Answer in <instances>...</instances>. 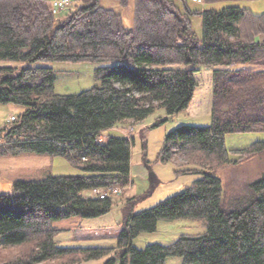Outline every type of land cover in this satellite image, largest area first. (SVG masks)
<instances>
[{
	"label": "trees",
	"instance_id": "16d2710c",
	"mask_svg": "<svg viewBox=\"0 0 264 264\" xmlns=\"http://www.w3.org/2000/svg\"><path fill=\"white\" fill-rule=\"evenodd\" d=\"M114 1L133 7L132 32L101 0L82 4L60 21L51 0H0V105L24 108L0 128V156L64 157L83 172L18 181L0 194V243L24 245L17 257L0 264H46L55 258L63 259L57 264H77L105 257L110 250L58 247L55 238L62 230L53 222L112 211L111 198L83 196L131 184L135 140L111 132L157 110L168 116L186 110L202 68L213 70L212 123L175 129L158 156L171 161L180 153L185 165H193L180 173L202 177L145 211H134L142 196L127 199L118 249L104 264H166L169 257H182L184 264H264V175L232 200L224 196L220 177L227 166L264 154V142L234 151L236 159L226 146L227 135L264 132V109L239 116L228 109L235 103L229 91L264 77V40H259L264 13L237 6L195 8L193 0ZM193 17L202 19L201 37ZM57 62L101 64L100 85L80 94H56L52 65ZM251 87L247 92L251 89L264 108V88ZM183 219L201 222L205 232L182 234L168 246H133L141 234L156 232L161 221Z\"/></svg>",
	"mask_w": 264,
	"mask_h": 264
},
{
	"label": "rangeland",
	"instance_id": "374dc122",
	"mask_svg": "<svg viewBox=\"0 0 264 264\" xmlns=\"http://www.w3.org/2000/svg\"><path fill=\"white\" fill-rule=\"evenodd\" d=\"M73 1L77 2V4L69 12L58 17V21L90 0ZM101 6L113 9L121 14L127 31L132 32L134 30V11L132 6L121 8L114 0H101ZM191 6L215 10L237 6L250 8L256 14L264 13V0H225L215 4H205L204 0H200L197 4L192 2ZM192 21L196 34L201 37L202 19L193 17ZM259 40H264V36ZM52 67L56 72L55 92L58 95L80 94L101 83L96 79V71L102 67L98 63L57 62ZM205 69L208 68H202L196 74L197 81L201 86L204 85L202 84V78L205 77ZM252 82V84L249 83L248 86H244L245 89L242 87L235 88L233 91L228 92L229 98L235 101L232 108H228L232 109V116H239L245 112L263 111L264 108L256 103L254 92L251 89L249 93L247 91L249 86H260L258 89L264 88V77H259ZM262 98L264 99V95ZM23 110V107L17 105H0V128L6 120L8 121L10 118L19 115ZM211 123L212 118L210 115L202 116L199 119H194L187 113L168 116L164 109L157 110L147 119L138 123L133 121L123 122V128H117L111 134L121 136L126 133L130 135L128 130L135 128V144L132 147L131 158V182L133 185L128 191L120 195L117 200L114 199L112 211L105 216L95 219L73 217L53 222L55 228L62 230L55 238L57 246L64 249H108L110 250L109 253L99 260H83L77 263L104 264L118 249V237L122 230L121 224L124 218L123 208L127 201V199L123 201L124 195L142 196V199L135 205L134 209L135 213H138L151 209L179 195L194 181L202 177L200 175L180 173L183 170L193 169V165H185L187 159L180 153H177L171 161L158 159L159 154H162L168 135L184 125L207 127ZM105 138L106 135L103 136L102 140ZM259 142H264V132L236 133L226 137V146L231 152L232 159H236L234 151L247 149ZM82 174L83 172L80 169L73 166L64 157L34 154L17 157L0 156V194L10 191L12 185L18 181H41L51 176H76ZM263 175L264 154L253 156L238 165L227 166L220 174L224 196L229 198V200L242 198L245 195L247 185L258 180ZM152 177L157 179L153 181ZM96 192L99 197L101 191ZM121 199L123 202L120 201ZM204 232L201 222L185 219L161 221L156 232L141 234L134 239L133 246L141 250L152 244L168 246L175 243L182 234H202ZM23 248L24 245L9 246L0 243V263L14 259L23 251ZM62 260L55 258L46 264H57L61 263ZM166 264H184V260L182 257H169L166 260Z\"/></svg>",
	"mask_w": 264,
	"mask_h": 264
},
{
	"label": "crops",
	"instance_id": "0c3cea01",
	"mask_svg": "<svg viewBox=\"0 0 264 264\" xmlns=\"http://www.w3.org/2000/svg\"><path fill=\"white\" fill-rule=\"evenodd\" d=\"M75 4H77V2H75ZM204 71L206 73L205 77L202 78V84H204V85L201 86L200 83L198 82V87L195 91L194 98H193L190 106L186 110L181 112L180 114L187 113L189 116H192L194 119H199L202 116H208V115H210L212 118L213 105H214L213 70L212 69H205ZM6 122H7V120L5 121V123ZM136 123H138V122H136ZM3 125H2V127H3ZM122 125H123L122 123L118 124L115 129L123 128ZM134 125H133V127H134ZM134 131H135V128L133 130L129 129L128 132L130 133V135L126 134L125 132H124L125 133L124 135L130 136L131 138H134ZM134 140H135V138H134ZM131 184L133 185L132 182H131ZM129 193H131V192H129ZM83 196L86 198L98 197L96 191H85L83 193ZM133 196H134L133 194H127V196L124 195L122 199H123V201H125L126 199L132 198ZM122 199L120 200L121 202H123Z\"/></svg>",
	"mask_w": 264,
	"mask_h": 264
},
{
	"label": "built area",
	"instance_id": "2783aa9c",
	"mask_svg": "<svg viewBox=\"0 0 264 264\" xmlns=\"http://www.w3.org/2000/svg\"><path fill=\"white\" fill-rule=\"evenodd\" d=\"M193 1L196 3H198V1L200 2V0H193ZM51 5H52L53 14L56 17H60L64 15L65 13H67L69 10H71L75 6V2L73 0H51ZM14 120H15V117H12L8 120V122L14 121ZM102 141L103 140L101 139L100 142ZM131 186L132 185L129 184L126 187L114 186V187H110L107 189H103L101 190V194L99 195V198L101 199L111 198L113 201L114 199L117 200V198L120 195H122L125 191H128Z\"/></svg>",
	"mask_w": 264,
	"mask_h": 264
},
{
	"label": "water",
	"instance_id": "95a60500",
	"mask_svg": "<svg viewBox=\"0 0 264 264\" xmlns=\"http://www.w3.org/2000/svg\"><path fill=\"white\" fill-rule=\"evenodd\" d=\"M153 175V174H152Z\"/></svg>",
	"mask_w": 264,
	"mask_h": 264
}]
</instances>
